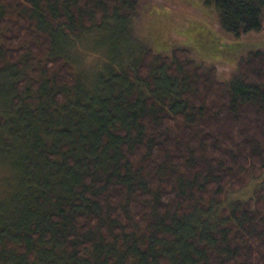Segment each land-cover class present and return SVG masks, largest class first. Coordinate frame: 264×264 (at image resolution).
Here are the masks:
<instances>
[{
	"label": "trees",
	"instance_id": "1",
	"mask_svg": "<svg viewBox=\"0 0 264 264\" xmlns=\"http://www.w3.org/2000/svg\"><path fill=\"white\" fill-rule=\"evenodd\" d=\"M141 1L0 0V165L21 172L7 181L9 205L0 203V264H77L72 255L86 264H264V183L252 196L228 201L264 174V49L241 56L231 78L220 81L214 65L188 48L173 49L171 57L146 48L129 69L130 84L163 93L140 98L118 77L133 95L128 104L120 96L117 104L109 101L113 90L99 85L101 76L94 83L84 75L92 90L84 88L64 54L83 33L94 32L95 43L100 32L112 36L114 24L128 20ZM205 4L215 9L214 25L225 37L264 35V0ZM106 44L118 52L111 38ZM29 83L38 106L23 97ZM83 111L91 118L81 127ZM96 126L89 144L110 148L112 168L95 176L90 167L81 182L84 161L65 153L73 136L80 143ZM62 139L60 153L44 150ZM28 145L34 151L24 157ZM58 156L68 165H57ZM61 189H77L87 211L65 221L76 202L54 196ZM53 202L54 214L47 211ZM14 210L19 221L8 215ZM44 218L66 236L49 233ZM55 236L64 253L52 248Z\"/></svg>",
	"mask_w": 264,
	"mask_h": 264
},
{
	"label": "rangeland",
	"instance_id": "2",
	"mask_svg": "<svg viewBox=\"0 0 264 264\" xmlns=\"http://www.w3.org/2000/svg\"><path fill=\"white\" fill-rule=\"evenodd\" d=\"M215 20V9L206 5L205 0H142L137 9L129 16L128 20L124 21L123 24H114V33L112 36L108 35L106 32H100V34L96 35L98 39L97 43H99L97 44L93 37L95 36L94 32L83 33L80 39L74 38L76 44L72 47L69 46L64 54L71 61L73 67H75L77 78L80 79V83H84V88L87 84L90 89L92 88L90 80H87L88 82L86 83L84 75L89 79L102 77L103 81L99 85L104 87V84L110 83L109 87L113 90V92L111 91L112 94H110V97H108L110 99L109 101H115L114 103L117 104L116 101H119V99L116 98L120 96V99L128 104L133 95L125 90L123 86H120L119 81H117L118 77L126 78V84L128 83L129 87H132V91H135L140 98L149 96L150 94L158 95L163 93L162 87L160 88L157 86L156 90H149L148 86L141 81L137 82V80H135L136 82L132 86L130 84L131 76H129L128 72L134 70L136 65L135 62L141 55L140 51L146 48L152 50L156 56L167 54L169 57H171L173 49L188 48L192 50L203 63L207 62L214 65L217 69L216 72L218 73L220 81H228V79L231 78L233 74L232 70L239 63V58L241 56L249 53V51L264 49V35L249 39L231 40L219 32L214 25ZM110 38L112 43H117L116 51L118 50V52L115 53L117 56H115L114 53H110L108 44H106L109 42ZM91 39L92 41L90 42ZM108 68L112 70V73ZM25 69L30 75V78H37L33 74L31 67H25ZM157 69L153 80L160 81L162 69L159 67ZM16 73L17 76H23L19 70H17ZM94 83H97V79L94 80ZM3 86L7 88L6 90H10V83H4ZM8 91L7 93H9ZM47 91H49L47 94L51 93L50 88H48ZM102 92L104 91L102 90ZM65 93L69 94L67 91ZM169 93L170 91L166 90L165 94L169 95ZM26 95H31L33 102L36 104L40 103L38 100V91H34L30 83L29 89L23 93V97H26ZM45 100L48 105L56 108V103L51 101L49 95H45ZM81 118L83 120L80 124L81 127H84V125L90 121L91 117L88 112L83 111ZM73 120L74 126H80L79 121H77L78 118L77 120L73 118ZM96 129L99 130V127L96 126L92 129V132H90L91 134H83L87 132L85 131L87 129H84L80 143L74 142L75 136H73L70 141V146L73 147L72 151L65 153L66 157L68 154L69 157L82 159L84 161L85 166H83L82 170H78L81 174L79 176L81 182L84 180L82 179V175L89 170L90 167H92L95 176L102 171H105L107 175L108 171L112 168L110 165L112 162L110 148L108 146L104 149L97 147L98 149L96 148V150H93L95 145L91 146L89 144L90 142L94 143L93 138H95V136L93 135H95ZM27 132L29 131L27 130ZM110 134V137L115 139L114 137L118 136L119 133L113 131ZM59 141L60 142L52 141L51 148L49 149L44 146V150L60 153L61 150L59 146L63 144V139ZM23 143L25 146L26 142L23 141ZM84 145H87V148ZM96 145H101L103 147L100 142ZM23 148V156L31 157L34 148L29 145ZM43 157L44 156L40 154L38 159ZM41 161L43 160L41 159ZM54 161H56L55 163L57 165H60V163L65 164V166L68 165V161L65 163V158H63V156L56 157ZM19 171L20 170L16 173L15 169L12 171L9 169H2L0 165V203H3L2 205H5V207L9 205V194H7L9 191V183H7V181L14 182L18 179V177L21 176V172ZM3 178L6 183L3 181ZM263 181L264 174L261 178L251 181L244 189L238 190L236 193H231L228 201L231 202V200L236 199L241 200L252 196L256 188L264 183ZM80 185H82V183ZM54 192V196L63 197L65 195L67 200L76 202L73 203L71 211L65 215V221L68 220V217H73L74 213L78 210L87 211L89 202L83 200L81 193L77 189H71L70 193L63 189L59 191L55 190ZM46 199L47 197L44 196L42 201L40 200V202H38V207L39 210L41 209V212L44 204H48L47 202L44 203ZM55 204V202L52 203V208L50 204L48 205V207H50V209L48 208L49 210H47L49 213L54 214L58 212V207ZM15 205L16 207H20L22 201H19V203ZM8 215L18 221L20 217L22 218L21 212L15 210ZM13 222L18 224L16 221ZM42 222L45 223L44 226L49 233L54 234V232H61L66 236L64 231H61L58 226L51 225L46 218H44ZM52 242L51 245H53L52 248H54V251L56 250V252L60 251L64 253V244L59 241L58 237L55 236ZM73 242H80V239L77 237ZM71 259H73L71 261L77 264H86L85 260H77L74 255L71 256Z\"/></svg>",
	"mask_w": 264,
	"mask_h": 264
}]
</instances>
